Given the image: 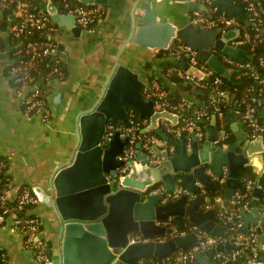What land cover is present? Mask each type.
<instances>
[{
  "label": "water",
  "instance_id": "1",
  "mask_svg": "<svg viewBox=\"0 0 264 264\" xmlns=\"http://www.w3.org/2000/svg\"><path fill=\"white\" fill-rule=\"evenodd\" d=\"M80 1L91 5H105L109 2ZM137 1L135 8H139L142 13L134 16L129 38L117 53L101 95L93 105L78 114L75 153L66 165L53 173L51 193L41 187H34L40 202L52 206L62 224L60 257L53 264H145L147 259L162 261L177 250L197 242L198 238L191 234L166 242L152 240L130 243L131 234L144 237L167 234L169 229L158 222L168 219L173 220L180 229H184L188 221L213 236L225 235V226L215 224V211L201 210L203 206L212 203L211 196L190 200L189 194L198 192L197 183L211 192L217 191L216 181L207 174L210 168L217 176L227 175L224 196L230 199L242 185L238 173L244 170L249 157L264 155L262 135L250 140L243 152L224 150L221 145H217V119L213 116L207 125L202 147L195 133L191 143L186 137H180L174 154L168 149L155 147L159 162L151 166L149 156L142 150L141 143H138L137 158L129 161V171L118 175V170L125 165V161L120 160L118 155L123 153L129 143V136L122 137L120 127L128 124L129 111L138 113L142 119H148L146 131L154 132L165 140H169V135L161 127V120H167L173 125L179 122L177 114L156 109L154 102L143 96L141 89L146 85L143 78L131 66L120 62L127 44L168 50L174 41L181 40L198 49L200 60H207L217 74L227 77L231 69L218 55L212 54L210 48H218L234 60L247 58L245 49L230 46L228 42L230 38L239 35L238 29L230 30L221 38L219 30L204 29L200 23L178 25L163 20L160 14L154 12L151 2ZM193 6L194 10L208 12V7L200 5L198 1H193ZM213 6L219 12L225 8L230 15H237L240 22L245 21L243 7L232 0H213ZM58 7L53 0H48L44 11L50 14L57 25L80 36L83 29L76 25L75 16L62 14ZM173 61L188 73L203 77L200 71L189 64L187 57L175 58ZM109 124L113 125L115 131L111 140L105 142L103 138ZM157 183H164L168 191H174L182 183L188 193L163 203V194H149L148 191ZM257 185L252 191L254 203L260 196V187L264 185V170L257 179ZM243 219L246 232L249 224H257V219L264 224V216L257 206L244 213ZM257 231L260 233L259 227ZM260 238L263 239L262 234ZM230 247V242H226L209 249L193 264H216L213 255L217 251L226 252ZM1 256L0 249V261Z\"/></svg>",
  "mask_w": 264,
  "mask_h": 264
},
{
  "label": "crops",
  "instance_id": "2",
  "mask_svg": "<svg viewBox=\"0 0 264 264\" xmlns=\"http://www.w3.org/2000/svg\"><path fill=\"white\" fill-rule=\"evenodd\" d=\"M141 1L144 0L139 2ZM145 1L151 2L154 12L160 14L163 20L178 25L190 22L194 11L193 1L207 6L201 0ZM137 3V0H109L108 4L98 5L104 12L103 18L91 29L83 30L80 36L61 27L60 33L55 36L60 41L59 49L53 51L52 56L66 67V77L64 80L50 81L51 91L47 97V105L51 116L48 122L42 120L40 113L32 114L27 111L25 97L28 91L20 90L8 72V66L12 63V47L9 32L3 33L6 50L0 56V166H6L4 174L8 177V182L4 191L11 200H15L24 188L34 192V187L38 186L51 193L53 173L66 165L75 153L78 114L93 105L101 95L117 53L129 38L133 18L142 13L139 8H135ZM174 59L162 56L159 49L129 43L122 51L120 62L131 66L140 74L146 83L144 88L151 81L162 79L172 94L180 95L190 105H199L195 88L189 89L186 83H171L163 78L165 68ZM225 111L233 142L222 147L224 150L243 152L250 141L246 139L244 124L235 114L233 106H227ZM257 114L264 119L263 105L257 110ZM210 122L205 124V134ZM215 127L217 130L216 125ZM193 133L197 136L196 132L190 131L182 137H186L191 143ZM203 143L200 140V147ZM248 164L253 166L259 177L264 170V155H252ZM216 202L224 201L218 197ZM201 210H207L206 205ZM29 214L41 220L38 238L44 244L45 253L52 262L57 263L62 238V224L57 212L52 206L39 200ZM0 249L1 261L4 260L7 264H46L25 247L24 235L14 228L12 218L5 224H0Z\"/></svg>",
  "mask_w": 264,
  "mask_h": 264
},
{
  "label": "built area",
  "instance_id": "3",
  "mask_svg": "<svg viewBox=\"0 0 264 264\" xmlns=\"http://www.w3.org/2000/svg\"><path fill=\"white\" fill-rule=\"evenodd\" d=\"M232 1L235 3L234 0ZM238 1L242 4L246 13L244 24L255 32L253 37L246 31L241 34L239 19L236 16L227 14V11L219 12L217 8L213 6V0H201V2L207 5L208 12L200 9L194 10L191 14L190 22L194 24L200 23L202 28L207 30H219V36L221 38L230 30L238 29L240 31L239 35L230 38L228 42L230 46L243 48V46L250 43L251 40H260L262 38L259 30L264 27V0ZM53 3L59 6V11L62 14L74 15L76 25L81 27L83 30L91 29L100 19L103 18L104 12L98 5L75 6L70 0H53ZM29 7L30 5L27 2H20L18 4V15L23 17L24 20L20 23V25L15 24L12 27V30L16 31L17 34L22 32H41L42 39L30 42L27 46L26 55L19 51L18 57H21L20 64L17 65L12 62L8 66V72L13 78V81L17 83V87L20 90L28 91L25 97V106L27 111L30 113H40L42 120L44 122H48L50 120L51 113L47 105V98L39 97V85L35 82L36 77L31 74L30 70L37 64L38 61L45 60L46 58H51L52 61H55V63L59 65L60 61L54 58L52 54L53 51L59 49L60 42L55 39V36L60 33L61 27L53 22L48 12L41 11V13L37 15L35 13H31L29 11ZM216 11L219 12L218 15L215 13ZM211 13H214L215 15L211 16ZM168 51V57H187L189 64L200 71L203 77L199 78L194 74L188 73L179 64L165 69V76L168 77L176 74L185 81L191 82L195 86H202L201 81L205 80L204 78L209 79L214 85H218L222 81L219 74L207 65V60L205 62L200 60V51L193 46L184 43L181 40H176L171 44ZM210 52L218 55L224 64H232L236 62L235 65L239 68L248 66L247 63H241L242 61L247 60L249 56L248 53L245 60L238 61L230 58V56L215 47L210 48ZM218 53H220V55ZM55 70L58 71L60 75L64 74L58 66ZM260 83L264 84V78L260 79ZM222 95H225V93H222ZM143 96L148 100H152L156 109L169 110L177 114L179 117L181 105H175L171 102L169 90L158 79H155L148 84ZM250 101L256 103V95H251ZM215 111L220 116H223L224 114L220 107H217ZM205 114V112H202L201 116L196 117L195 120L188 121L186 125L180 127H176L177 125H173L171 122L163 119L161 127L168 135L169 133H174L176 136L180 137L182 131H184L188 126H192L196 129L198 139L201 140L205 138L206 134L205 130H203L202 126H200L197 121H203L202 116ZM235 114L239 116L240 120L248 129L246 130L247 140H252L256 136L262 135L264 129L258 123L249 104H246L245 110L243 111L237 107L235 109ZM148 121L149 120L145 119L143 122L145 126L144 128H141L136 116L132 113L129 115L128 124L120 127L122 137L129 136V143L123 153L118 155L120 160L125 161V165L117 172L119 176L126 174L129 171V161L137 158L138 143H141L142 150L149 156V164L151 166H156L159 162L155 147L168 149L171 154L176 152L175 147L171 146L168 140L161 138L154 132L146 131L149 124ZM114 131L113 125L109 124L106 128L103 140L105 142L111 140L114 135ZM218 132L219 138L215 142L217 145H219L220 142L224 141L227 137L224 129ZM207 174L212 176L215 181L220 180V182H226V174L221 177L217 176L210 168L207 170ZM257 179L256 181H247L245 183L244 187L246 191L244 193L234 191L233 194H235L237 198L247 197V191L258 187ZM197 185L199 187L198 192H201L200 197L210 196L211 191L209 189L205 188L201 183H197ZM260 189L261 193H264V185L261 186ZM148 191L149 194H163V203L170 200H176L182 194L188 193L182 183L177 185L174 191H168L164 183H157L151 186ZM197 193L189 194L190 200L198 198ZM217 200L218 197L215 198V201ZM38 202V197L29 188H24L15 200H11L5 191H0V224H5L9 218H12L14 228L19 230L24 235L25 247L31 250L38 260L46 264H53L51 258L43 250V242H41L38 238L41 220L39 217L29 214L31 208L37 205ZM253 206L256 205L251 204L249 199H245V201L241 203L242 211L230 212L228 210H220L218 213L215 211L216 218H219L222 222L220 225L225 226V235L223 236H213L209 232L203 230L199 225L190 222L185 224L184 229H180L173 220L168 219L158 222V224L169 229L167 234L157 235L154 237H144L141 234H131L129 237L130 243L139 241L148 242L152 240L156 242H166L175 237H185L193 234L198 238V240L188 248L179 249L162 261L147 259L144 263L193 264L197 262L209 249L217 248L224 245L226 242H230V249L226 250V252L217 251L213 255L212 259L216 262V264H229L230 261H235L236 264H264V224L257 219L256 225L249 224L248 231L246 232L244 230L243 214L250 212ZM206 208L207 210L213 209V201L210 205H206ZM257 208L259 209L260 214L264 216V203L260 207L257 206ZM257 227L260 228V233L257 231ZM227 234L229 236H227ZM260 234L263 235V239L260 238ZM260 243L261 245L259 246ZM1 262L0 264H3Z\"/></svg>",
  "mask_w": 264,
  "mask_h": 264
},
{
  "label": "trees",
  "instance_id": "4",
  "mask_svg": "<svg viewBox=\"0 0 264 264\" xmlns=\"http://www.w3.org/2000/svg\"><path fill=\"white\" fill-rule=\"evenodd\" d=\"M48 0H0V56L6 50L5 37L3 33L9 32L8 38L11 45V59L12 62L17 65L20 64L21 57H18V52L24 53L26 55L27 46L30 42L34 40L42 39L41 32H32L26 33L22 32L17 34L16 31L12 30V27L15 24L20 25L24 20L23 17L18 15L17 6L20 2L29 3V11L31 13H35L39 15L41 11H44L45 4ZM55 1V0H54ZM75 6H92L91 4H87L81 2L80 0H70ZM236 4H242L238 0H234ZM227 11V10H223ZM217 15L218 11L215 12ZM206 14V13H205ZM210 14V13H209ZM227 14L228 11H227ZM215 15L211 13V16ZM236 16V15H233ZM241 34L243 32H248L252 37L254 35V31L248 28L244 22H240ZM261 33V39H253L250 43H247L243 46V48L248 53V58L241 63L248 64L246 67H237L235 65L236 62L232 64H226L228 68L231 69V74L229 77L225 75L219 74L222 81L218 85H214L209 79H205L201 81L202 86H195L189 81H185L181 77L173 74L171 76H165L164 79L171 83H186L189 89L195 88L197 90L196 97L199 99V105H190L187 101H185L180 95L172 94L170 91V100L175 105H181L180 113H179V122L176 127H180L186 125L188 121L195 120L196 117L201 116L202 112L206 114L202 116L201 122L197 121V123L202 126L203 130H206V123L210 122L213 116H216L217 119V130L220 131L222 129L225 130L227 137L224 141L220 142L219 145L223 146L225 144H231L233 142V138L230 134V124L228 122L226 116V107L233 106L234 109L239 107L242 111L245 110L246 104H249L253 113L258 121V123L264 129V119L258 117L257 110L263 105L264 106V84L260 83V79L264 78V27L259 30ZM178 41V40H177ZM168 50H160L162 56H168ZM220 55V53H218ZM204 60L203 62H205ZM176 65V63H170L167 65L165 69L168 67H172ZM207 65L209 63L207 62ZM60 67L64 72L63 75H60L58 71L55 70L56 67ZM210 66V65H209ZM31 74L35 75L36 83L39 84V97L47 98L50 91V81L52 80H64L66 77V67L59 63L57 65L55 61H52L51 58H46L45 60L38 61L37 64L30 70ZM161 83L169 90L168 86H166L165 82L162 79H158ZM15 83V82H14ZM17 86V83H15ZM146 87L141 89L142 94L144 95ZM225 93V95H222ZM256 95L257 102L253 103L250 101V96ZM220 107L224 114L220 116L215 109ZM134 114L138 123H140L141 128H144L145 124L143 123L145 119L140 118L139 114L136 112L129 111V115ZM33 114V113H32ZM239 117V116H237ZM148 120V119H147ZM149 122V121H148ZM245 130H248L244 125ZM190 131L196 132V129L192 126H188L180 137L189 134ZM262 136L264 139V130L262 132ZM174 133H169V144L175 147L177 150L179 138ZM205 138L201 139L204 141ZM240 150L239 148L237 149ZM0 191L4 192V186L8 182V177L4 174L6 166L3 165L0 167ZM238 177L241 181V187L237 188L235 192L244 193L245 183L247 181H256L258 178L257 173L255 172L252 165L247 164L244 170H240L238 173ZM220 179V177H219ZM217 183V191L211 192L210 196L212 198L214 204V211L218 213V211L228 210L232 211H242L241 203L245 201V199H249L251 204H255L260 207L264 203V193H260L257 201L254 203L252 191L253 188L247 191V197L245 198H237L235 194L232 195L230 199H226L224 196L225 191V182H220V180H216ZM201 196V192L197 193V197ZM216 197H221L223 199V203H219L215 201ZM215 224H222L219 218H215ZM227 236H229L227 234ZM3 264H7L4 260L1 262ZM229 264H236L235 261H230ZM240 264V263H237Z\"/></svg>",
  "mask_w": 264,
  "mask_h": 264
}]
</instances>
